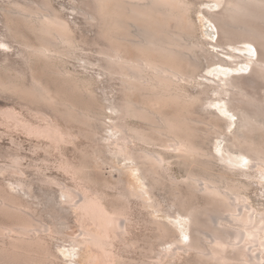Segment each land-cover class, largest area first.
<instances>
[{
    "label": "bare ground",
    "instance_id": "1",
    "mask_svg": "<svg viewBox=\"0 0 264 264\" xmlns=\"http://www.w3.org/2000/svg\"><path fill=\"white\" fill-rule=\"evenodd\" d=\"M209 2L213 6L207 5L205 13L217 29L219 38L216 43L212 39L204 40L207 34H201V26L191 15L196 4L190 0L88 1L91 10L88 14L92 20L99 22L100 34L107 42L105 62L110 72L120 75L122 81V99L113 104L116 122L109 125L117 138L109 144L114 145L118 154L126 160L137 161V166L152 188L170 176L168 171L171 163L166 159V152H175L189 166L187 177L182 182L189 196L194 199L201 194L206 198L207 204L203 209L183 212L184 231L164 222L153 221L155 227L152 229L157 227L154 230L158 229L159 232L156 242L164 244L169 240L173 246L160 255V264L164 254L167 258L189 252L194 254L196 264H264V214L257 216L255 211H242L241 205L247 200L242 190L248 184H237L228 178L230 172H240L248 179L264 182V0ZM204 11L201 9V13ZM0 14L5 19L6 33L23 48L22 59L26 65L31 67L34 61H42L50 74L57 78L56 85H52L49 79L47 82L33 75L28 86L22 85L25 77L22 73L13 72L16 76L12 77V73H8L9 69L5 71L11 77L2 78L6 72H0L2 93L22 96V100L30 101L28 104L33 103L30 105L32 108L36 104L44 109L48 107L56 117L47 114V108L44 112L37 107V117L44 126L35 127L18 118L15 112H7L6 115L30 130H45L59 143H74L77 139L74 126L62 125L59 119L91 127L99 118L98 113H94L92 101L89 102L87 98L92 99L88 89L91 82L88 81V84L85 81L86 84L62 68L64 57L74 54L78 47L73 28L51 5L50 0H42V4L35 0H7L0 6ZM16 23L24 26L33 40L22 35L15 28ZM209 45L220 48L217 52L224 56L211 53ZM198 50L202 56H205L203 52L206 57L210 53L211 67H219L211 72L212 77L202 75L203 64ZM249 68L252 71L247 75ZM200 76L209 82H199ZM195 84L204 86L197 94L190 91V87ZM84 92L88 95H84ZM77 93H82L88 101ZM207 103L217 106L224 116L229 115L228 109L233 117L228 116L224 120L220 115H211L209 119H197L194 108ZM130 120L145 125H133L129 123ZM196 123L206 125L207 131L201 133L195 127ZM223 124H226V130ZM213 135L226 145L222 148L216 143L214 150H208L201 142H197V138H210ZM135 143L160 148L155 152L140 148L143 152H137L131 148ZM215 161L223 162L227 172L220 176L211 172ZM21 163L16 160L15 165L11 166L17 169L20 177ZM198 166L203 167V173L195 170ZM8 168L3 166L0 172ZM171 180L179 188L180 182ZM1 182L0 215L11 223H0V252L7 253L13 259L24 258L18 264H57L55 260L59 256L51 249L45 233L63 234L66 226L63 216L53 210L52 225L45 224L38 220L32 204L17 195L11 186H4ZM40 182L44 186L59 187L62 204L73 211H81L84 218L95 221L110 219L114 223L110 228V236L123 244L124 251L135 246L129 242L134 219L132 205L135 202L141 207L149 205V193L133 190L119 176L114 186L108 185L110 188L115 187L116 198L120 202V206L111 210L107 206L109 195L91 186L86 179L80 190H74L48 175ZM14 184L23 189L32 188L23 178ZM177 203L182 207L183 202ZM212 213L218 216H209ZM174 214L171 216L175 217ZM71 242L81 247L89 243L102 244L104 241L97 234L84 229ZM118 258L120 264H125L121 262V258H124L122 255Z\"/></svg>",
    "mask_w": 264,
    "mask_h": 264
},
{
    "label": "rangeland",
    "instance_id": "2",
    "mask_svg": "<svg viewBox=\"0 0 264 264\" xmlns=\"http://www.w3.org/2000/svg\"><path fill=\"white\" fill-rule=\"evenodd\" d=\"M5 1L7 2V0H0V6L3 5ZM20 1L29 2L34 0ZM35 1H37L38 4H42V0ZM50 1L51 5H53V7L61 13L63 18L71 25L77 39L78 47L75 53L64 57L62 68H64L69 74L78 76V78L84 80V82L86 81L88 84L91 82L89 86L90 88L88 87V89L89 95L92 93V99L91 97H85L88 98L89 102L92 101L91 104L94 106V113L95 115L98 113L99 120L95 121L94 124L89 127L75 123H67L65 120L59 119L62 125L74 126V133L76 135L75 138H77L74 140V143H65V145L63 143H59L55 137L45 130H42L41 128L30 130L6 115L7 112H15L19 115V117H17L25 123L39 127L41 125L44 126V124L41 122L42 120H39L37 117V109L42 108L41 111L44 112L47 110V114L49 113V115L51 114V117H56V114L50 108L46 107L47 109L45 108V110L43 106L39 107L38 104L34 105L35 107L32 108L30 105H33V103L28 104L30 101L28 102L27 99H25L26 101L22 100L24 97L20 98L22 96H14V94L8 92L2 93V91H0V168L3 166L8 168L9 166L8 169L3 170L2 173L0 172V180H2L1 183L3 185L5 184L4 186H11L17 195H21L30 204H32L36 216L38 215V220L43 221L45 224L52 225L51 219H53V210L57 212L58 215L61 214V216H63L66 220H64L66 226L64 227L63 234L55 232L45 233L48 235L47 241L48 244L50 243L49 245L51 249L53 248L52 250L57 254V256H59V258H56L55 260L57 264H120V258L118 257L121 255L124 257L121 258V262L125 264H148L149 262V264H160L158 262L160 260V255L173 246L170 245L171 241L169 242V240H166V243L164 244L158 243L159 241L156 242V240H158L159 232H157L158 229L155 231L157 227L152 229V227H155L153 221L157 220L164 222L174 229L184 231L185 224L183 221L185 220V216L183 215V212L190 213L193 210L203 209L207 204V202H205L206 198H203V195L201 194L194 199L189 196L186 185L182 183L187 177L189 166L184 164L182 159L178 157L175 152H166V159L171 163L169 165L170 171H168L170 176L165 178L166 180L163 179L159 185L152 188L143 171L139 166H137V161L126 160L124 156L118 154L116 151L117 148H115L114 145L109 144L111 140H116L117 138V134L109 128V125L116 122V118H114V116L116 117V112L113 109V104L122 99V81L120 80V75L110 72L107 63L105 62L104 52L106 50L107 42L100 34V24L97 20H92L90 17L91 15L89 16L88 14L91 13L90 7L88 6L89 0ZM190 1L196 4L193 8L194 11H191V15H193V18L201 26V34H207L205 39H203H212L213 42L216 43L219 38L217 29L212 22L208 20L205 13L207 5L213 6V4L210 2L208 3V0ZM201 9L203 11L205 9L203 12L204 14L201 13ZM4 23V16L0 14V67L4 65L7 68H0V72L3 74L6 72V76L3 75L4 77L2 78H6L11 73L12 77L16 76L14 74L22 73L21 75L25 77H23V79L21 77V79L24 83H26H23L22 85L29 86L31 83L30 81L32 80L31 76L33 75L36 77L39 76V78L43 79V81L48 82L50 80V84L56 85L57 80L55 81V79L57 78L50 74L49 69L42 61H34V64L32 63L31 67L26 65L24 62L25 60H23V48L19 43L9 37L8 33H6ZM15 28L22 35L30 40H33L29 31L20 23H16ZM211 34L213 37L210 36ZM1 41H3V43ZM212 47L213 45L208 46L211 53L215 52L224 56L221 52H217V50H221L220 48L213 47L212 49ZM198 52L199 50L197 51V54ZM204 54L205 56H202V52H199L198 54L203 64L202 75L212 77L211 72L213 70H217L219 67L216 66L213 67L215 68L213 69L209 62V59H211L210 53L207 55L209 58L206 57V53L203 52V55ZM6 58H9L7 59L8 61ZM59 65L61 64L59 63ZM31 69H33L34 73ZM5 70H9V74H7V71ZM248 70L249 72L246 71L248 73L247 75L251 74L252 68H249ZM13 72L15 73L13 74ZM2 73H0V76H2ZM45 78H47V80H45ZM21 79L19 80L22 83ZM198 80L202 83L209 82V80L206 81L202 78V76H200ZM16 82L19 83L17 80ZM203 88L204 86L202 87L195 84L193 87H190V91L197 94ZM85 93L86 92H84V95ZM86 94L88 95V93ZM77 95H80L82 99L86 100L84 95L82 96V93H77ZM23 102H25L26 105L25 103L23 104ZM27 104L30 107L27 108ZM216 107L217 106H212L209 103L198 105L194 108L195 117L200 120L209 119L211 115H220L224 120H226L225 118H228V116L233 117L232 113L228 109L227 113L229 115L224 116V114L220 112L219 108ZM33 113L36 114L32 115ZM130 121L129 123L133 125H145L144 123H138V121L135 120H132L134 123ZM198 124L200 123H196L195 127L201 133H205L207 131L206 125L204 126L202 124ZM222 127L225 130L227 128L226 124H223ZM214 137L215 135L210 138H197V142H201V145L208 150H214L216 143L220 144L222 148L226 145V143L218 141ZM134 146L137 147L134 148ZM131 148L135 149L137 152H155V150H158L160 147L151 148L149 145L145 146V144L142 145V143H135L132 144ZM140 148H144V150L142 151ZM16 160L20 161V163L22 162L20 167L22 171L21 177L18 174L17 169L11 167L15 165ZM215 162L214 164L216 165H212L211 172L217 176H220L221 173L223 174L225 171L227 172V170H224L225 168L222 165L224 164L223 162ZM195 170L198 173H203V167L201 166L196 167ZM230 173L231 174L228 175L230 181L237 184L241 182L248 184V186L242 190L243 196H246L247 199L241 205L242 211L249 210L250 213L255 211L257 216L263 215L264 182L261 183L258 179L254 180L253 178L248 179L247 177L241 175L240 172H233L235 174L232 172ZM9 174L11 175L9 176ZM43 175L45 177L48 175V177L51 176L53 178H57L62 184L74 190H80L83 188V183L86 179L89 181V184H92H90L91 186L96 187L100 191L104 190L109 195L108 198L110 202L107 203V206L111 210L113 207L118 205L120 206V202H118V199L116 198L117 190H115V187L110 188L108 185L114 186L117 183L119 176H122L127 183V186L133 190H144L149 193V205L141 207V205H138L136 202L132 205V217L135 220L132 219L133 222L130 228L131 233L129 236V242L131 245L135 246L129 248L127 251L125 250V252L123 244L121 242L119 243L117 240H113V237L110 236V228L114 223L110 219L105 218L99 221L89 218L86 219L81 211H73V209L70 207L68 208L67 206L66 208L65 205L62 204L59 187L56 185L51 187L44 186L43 183L40 182L45 178ZM19 178H23L25 183L31 184V190L23 189L17 184H14ZM171 179H174L176 182H180L179 188H177V186L175 187ZM176 188L178 190H176ZM177 202H183L181 204L184 210L181 206L177 205ZM173 213H175V217H172L173 215L171 216ZM146 216L149 218H146ZM209 216L214 218V216L217 217L218 215L212 213ZM145 221H147L148 224ZM3 222L6 224L8 222L11 223L8 219H5L0 215V223ZM84 229L97 234L104 242L102 244L89 243L82 245L81 247H76L71 242V239L77 236L80 233V230L83 231ZM1 244L2 243L0 241V246ZM154 249L157 250L158 254L159 251H161L160 254L158 255ZM150 251L153 252L151 253ZM190 253L192 252L187 254L179 253V256H167V258L164 254L161 256V260H163L161 264H196V258L193 256L194 254ZM22 259L24 260V258L13 259V257L11 258V256L7 253H3L2 251L0 252V264H18L22 262Z\"/></svg>",
    "mask_w": 264,
    "mask_h": 264
}]
</instances>
